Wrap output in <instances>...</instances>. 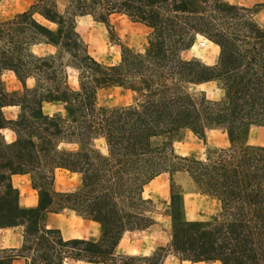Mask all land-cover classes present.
<instances>
[{
    "label": "trees",
    "instance_id": "16d2710c",
    "mask_svg": "<svg viewBox=\"0 0 264 264\" xmlns=\"http://www.w3.org/2000/svg\"><path fill=\"white\" fill-rule=\"evenodd\" d=\"M114 15L149 32L141 51L118 43V62L106 64L89 54L76 20L108 23ZM196 36L218 47L212 65L183 56ZM8 71L20 90L6 91ZM206 82L220 90L217 98L195 88ZM107 87L129 90L131 101L99 107L96 94ZM46 104L56 109L46 112ZM6 106L18 108L14 118ZM252 125L264 127V26L251 8L224 0H33L0 19V229L19 233L17 246L0 247V264H164L168 254L264 264V144L246 142ZM209 129L224 132L227 146L208 147L203 157L175 152L184 132L204 139ZM57 169L76 173L78 184L55 190ZM177 173L218 201L212 219L186 217ZM160 174L169 181L168 242L147 254L117 253L126 231L155 225L142 192ZM13 175L27 177L35 205L20 204ZM64 209L95 222L97 236L64 238L46 225L47 213Z\"/></svg>",
    "mask_w": 264,
    "mask_h": 264
},
{
    "label": "rangeland",
    "instance_id": "374dc122",
    "mask_svg": "<svg viewBox=\"0 0 264 264\" xmlns=\"http://www.w3.org/2000/svg\"><path fill=\"white\" fill-rule=\"evenodd\" d=\"M33 0H0V19L8 18L17 12L26 10ZM229 3L251 8L258 23L264 26V0H224ZM35 18L44 22L40 17ZM76 30L86 44L91 56L102 63L111 64L119 60L120 46L122 43L133 50L141 51L146 44V35L149 28L141 23L131 22L124 16H111L108 23L95 21L89 16L78 17L76 20ZM218 47L212 42H208L201 36H196L190 48L183 52L185 58H196L207 65H212L217 57ZM4 87L8 93L21 89L20 83L13 73L4 72L1 76ZM32 81L28 80L27 84ZM70 85L76 82L73 77H69ZM196 89L205 90L210 98H217L220 90L214 82L202 83L195 86ZM131 101V92L122 87H107L98 90L96 103L99 107H113L127 104ZM56 109L54 105H44V111L52 112ZM16 106H6L3 108L4 115L14 118L17 114ZM5 138L10 140L13 135L11 131L2 130ZM246 142L250 145L264 144V127L252 125L248 130ZM98 143V142H97ZM227 146V138L220 129H209L205 132L204 139L198 138L190 132H184L178 141L174 142L175 152L186 156L203 157L208 147ZM175 183L183 191V205L188 219L208 220L212 219L219 208L218 201L210 196L197 192L189 183L188 178L183 173L174 176ZM12 184L19 193L21 205L28 199L34 198V192L30 191V185L25 176L15 175L11 178ZM79 181L77 174L70 173L63 169L55 171L53 187L59 191L73 189ZM143 197L152 201L151 216L155 220V225L147 230L126 231L117 247V253L147 254L159 245H165L169 240V217L167 215V204L169 201V181L167 174H160L150 180L143 187ZM78 219L68 210H60L57 214H48L47 224L58 225L62 229L64 237L75 232ZM13 229L0 230V247L10 243ZM164 264H206L190 263L179 261L171 254H168L163 261ZM12 264H23L22 261L14 260ZM65 264H89L85 262L67 261ZM208 264H219L212 262Z\"/></svg>",
    "mask_w": 264,
    "mask_h": 264
},
{
    "label": "crops",
    "instance_id": "0c3cea01",
    "mask_svg": "<svg viewBox=\"0 0 264 264\" xmlns=\"http://www.w3.org/2000/svg\"><path fill=\"white\" fill-rule=\"evenodd\" d=\"M208 42H210V41H208ZM73 174H76V173H73ZM13 176H15V175H13ZM19 176H25V175H19ZM26 179H27V177H26ZM53 184H54V182H53ZM29 190L31 192L33 191L31 188H29ZM57 191H59V190H57ZM35 203H36V197L34 195V198L28 199V201L26 203H24L22 206H33V205H35ZM57 213H59V212L47 213L45 222H46L47 226L59 229L60 233L63 236L62 229H61L60 226H58V225H48L47 224L48 214H57ZM75 217L78 219L76 227H75V232L70 234V235H68L67 237L63 236L64 238H74V237H77V238H92V237H96L97 236V234H98V226H97V224L95 222H93L91 220H88V219L80 218V217H78L76 215H75ZM7 228H11L14 231H13V233L11 235L10 243L8 245H5L4 247H15L18 244L19 233H18L16 228H12V227H7ZM7 228H2V229H7ZM67 261L77 262V261H74V260H66L63 264H65ZM89 264H93V263H89Z\"/></svg>",
    "mask_w": 264,
    "mask_h": 264
}]
</instances>
